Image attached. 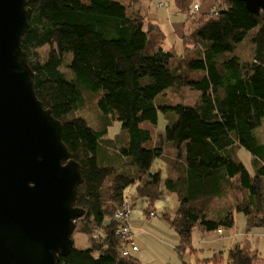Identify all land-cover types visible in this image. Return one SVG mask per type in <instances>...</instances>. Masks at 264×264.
I'll list each match as a JSON object with an SVG mask.
<instances>
[{
  "label": "trees",
  "instance_id": "trees-1",
  "mask_svg": "<svg viewBox=\"0 0 264 264\" xmlns=\"http://www.w3.org/2000/svg\"><path fill=\"white\" fill-rule=\"evenodd\" d=\"M139 1L28 3L32 11L22 48L37 97L61 120L63 142L81 165L76 205L85 213L77 231L90 238L88 247L73 246L57 264H140L138 249L123 254L125 241L115 234L112 216L127 196L131 206L141 199L150 217L164 190L178 193V207L167 217L179 238L177 251L196 249L191 240L196 226L203 233L232 228L233 210L244 214L247 230L261 227L264 233V140L258 136L264 121L262 12L249 11L240 0H213L211 12L197 13L190 12L192 0H174L186 14L178 54L164 47L159 24L136 9ZM245 38L253 53L242 60L234 50ZM66 54L71 61L64 71ZM171 86L189 87L198 96L190 104L157 103ZM86 93L97 97V126L77 114ZM160 113L166 122L154 138L150 127L158 125ZM114 121L120 131L109 136ZM165 145L176 152L175 175L163 179L151 167ZM239 147L250 153L253 173L237 157ZM231 189L242 199L233 208L210 211L209 200ZM205 260L264 264L247 240Z\"/></svg>",
  "mask_w": 264,
  "mask_h": 264
},
{
  "label": "water",
  "instance_id": "water-1",
  "mask_svg": "<svg viewBox=\"0 0 264 264\" xmlns=\"http://www.w3.org/2000/svg\"><path fill=\"white\" fill-rule=\"evenodd\" d=\"M34 0H0V264H57L73 247L80 163L37 97L22 48ZM255 13L264 0H240Z\"/></svg>",
  "mask_w": 264,
  "mask_h": 264
},
{
  "label": "rangeland",
  "instance_id": "rangeland-1",
  "mask_svg": "<svg viewBox=\"0 0 264 264\" xmlns=\"http://www.w3.org/2000/svg\"><path fill=\"white\" fill-rule=\"evenodd\" d=\"M198 1V2H197ZM192 0L190 6L197 3L201 11H210L213 6V0ZM202 4L200 8V3ZM222 2V1H221ZM144 11L151 17H156L157 23L165 33L164 47L175 49L176 53L182 51L181 36L179 37L176 31L173 29V23H183L182 31L186 14L177 11L174 0H169L164 6L155 4V0H145ZM156 5V6H155ZM191 10V9H190ZM191 12V11H190ZM197 12V13H199ZM211 12V11H210ZM182 35V33H181ZM47 49L44 47L43 50ZM234 52L241 57L242 60L252 58V47L249 40L245 38L234 50ZM71 61V55L66 54L63 58L61 69L67 70V65ZM198 96V92L194 89L184 86H171L158 96L156 102L164 104L183 103L190 104L195 101ZM84 101L81 107L78 109L77 114L83 116L87 122L92 126H97L100 123V112L96 105L97 97L86 93L83 97ZM165 117L162 113L159 114L158 125L156 127H150L153 137L163 132L165 126ZM120 131V122L114 121L109 127L108 135L115 136ZM258 136L264 140V121L258 131ZM106 138V137H105ZM176 152L172 147L165 145L164 154L162 157L157 158L151 167V171H159L161 178L175 175L172 172V164L175 161ZM237 157L243 162L246 168L253 173V166L251 161V155L244 148L239 147L237 149ZM182 174V171H179ZM182 182H178L176 189ZM178 190V189H177ZM133 187L129 188L127 192L131 193ZM242 199V195L239 191L231 189L224 195L219 197H213L209 200L210 211L216 212L226 208H233L235 202ZM131 201V200H130ZM134 204L129 213V223L133 232V241L138 246L137 255L140 257V264H207L209 260H205L211 253L208 245H205L204 236H209L212 242L217 237L216 232L203 233L194 227L191 232V240L195 244L196 249L193 251L186 250L177 251L176 244L178 243V235L174 231L173 227L168 220V216H173L178 207V193L169 192L164 190L162 196L153 203L155 214L148 216L145 212L146 205L141 199L133 200ZM152 208V207H151ZM235 223L230 229H225L224 234L220 237V240H216L211 244V248L224 247V241L227 237L231 238L232 243L249 241L253 251L257 250L258 253L264 256V236L263 229L261 227L246 229L245 216L243 213L233 210ZM80 220L76 221V228L73 231L72 238L74 240V246L78 248L88 247L90 244V238L85 233L78 232V224ZM203 234V235H200ZM220 249V248H219ZM213 262V260H212ZM209 262V264H212ZM223 263V262H222ZM224 264V263H223Z\"/></svg>",
  "mask_w": 264,
  "mask_h": 264
},
{
  "label": "built area",
  "instance_id": "built-area-1",
  "mask_svg": "<svg viewBox=\"0 0 264 264\" xmlns=\"http://www.w3.org/2000/svg\"><path fill=\"white\" fill-rule=\"evenodd\" d=\"M157 5L159 7L164 6L165 2L161 1V0H157ZM199 6L197 3H194V5H192V12H196L198 11ZM132 206L130 203V200L128 199V197L126 196L122 202L120 207L114 212L113 214V219L115 220L116 224H117V229L115 231L116 235H119L123 241H125V251H123V254L127 255L129 254L128 248L131 249L132 251H136L138 249V246L132 241V228L130 226V223L128 222L129 220V213L131 210ZM221 229H218V233H221ZM264 236V233H263Z\"/></svg>",
  "mask_w": 264,
  "mask_h": 264
},
{
  "label": "crops",
  "instance_id": "crops-1",
  "mask_svg": "<svg viewBox=\"0 0 264 264\" xmlns=\"http://www.w3.org/2000/svg\"><path fill=\"white\" fill-rule=\"evenodd\" d=\"M161 1H163V2H168L169 0H161ZM195 1H197V0H195ZM156 2H157V0H155V4H156ZM200 3V2H199ZM145 0H140L139 1V3H137L136 5H135V7H136V9L137 8H140L141 10H143L144 8H145ZM156 6V5H155ZM201 6H202V4L200 3V8H201ZM160 8V7H159ZM200 11V10H199ZM202 12V11H201ZM205 12V11H204ZM151 17V16H150ZM153 20H155L156 22H157V19H156V17H151ZM182 24L183 23H173V25H172V27H173V29L176 31V33L178 34V36L180 37V36H182L181 35V33H183V31H182ZM183 30H184V26H183ZM181 38V37H180ZM263 229V228H262ZM177 234V233H176ZM216 234H217V237H215V240L214 241H216V240H220V237L224 234V231L222 230V232H221V234H219L218 233V231L216 232ZM200 235H203V234H200ZM204 240H205V245H208V248L210 249V251H211V253H209V255L207 256V257H210L214 252H219V250H222V249H227L229 246H231L232 244H234V243H232V241H231V238L230 237H227V239L224 241L225 243H224V247H222V246H220V247H218V248H211L210 246H211V244L214 242H212V240L209 238V236L207 235V236H204V238H203ZM74 241V240H73ZM193 243V242H192ZM194 245V247H195V244H193ZM220 248V249H219ZM188 250H190V251H193V249H189V248H187ZM186 249V250H187ZM196 249H204V248H196ZM195 249V250H196ZM186 250H184V252L186 251ZM225 254H226V252H223V254H221V255H223L224 257H225ZM136 256H137V258L138 259H140V257L137 255V253H136Z\"/></svg>",
  "mask_w": 264,
  "mask_h": 264
},
{
  "label": "clouds",
  "instance_id": "clouds-1",
  "mask_svg": "<svg viewBox=\"0 0 264 264\" xmlns=\"http://www.w3.org/2000/svg\"><path fill=\"white\" fill-rule=\"evenodd\" d=\"M192 9V8H191ZM200 9H198V11H199ZM191 12H192V10H191ZM197 12V11H196ZM73 246H74V241H73Z\"/></svg>",
  "mask_w": 264,
  "mask_h": 264
},
{
  "label": "bare ground",
  "instance_id": "bare-ground-1",
  "mask_svg": "<svg viewBox=\"0 0 264 264\" xmlns=\"http://www.w3.org/2000/svg\"><path fill=\"white\" fill-rule=\"evenodd\" d=\"M133 236H134V235H132V241H133ZM133 242H134V241H133Z\"/></svg>",
  "mask_w": 264,
  "mask_h": 264
}]
</instances>
